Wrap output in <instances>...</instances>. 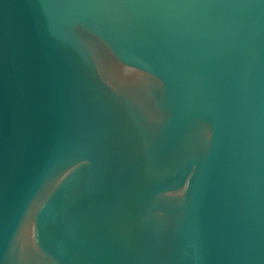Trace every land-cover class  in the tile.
Segmentation results:
<instances>
[{"label":"water","instance_id":"1","mask_svg":"<svg viewBox=\"0 0 264 264\" xmlns=\"http://www.w3.org/2000/svg\"><path fill=\"white\" fill-rule=\"evenodd\" d=\"M0 264H264V0H0Z\"/></svg>","mask_w":264,"mask_h":264}]
</instances>
